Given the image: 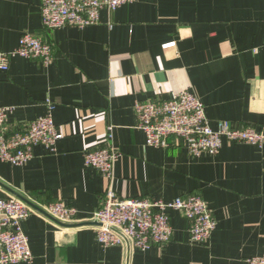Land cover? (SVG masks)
I'll return each instance as SVG.
<instances>
[{
  "label": "crops",
  "instance_id": "0c3cea01",
  "mask_svg": "<svg viewBox=\"0 0 264 264\" xmlns=\"http://www.w3.org/2000/svg\"><path fill=\"white\" fill-rule=\"evenodd\" d=\"M41 1L0 0V52L10 54L30 34L53 58L43 66L9 57L8 69H0V106L13 108L8 130L50 115L63 132L53 151L36 146L25 165L0 160V199L21 197L37 211L22 224L30 264H126L125 242L101 247L91 224L109 182L85 167L84 154L105 147L118 154L111 182L117 196L199 195L215 221L207 242L196 246L189 222L172 211L169 242L146 251L130 246L129 264H247L263 254L264 144L223 141L217 155L198 157L180 140L153 148L133 107L188 91L211 129L227 122L264 132V0H137L101 10L89 27L53 30L42 25ZM56 201L75 210L73 220L41 211Z\"/></svg>",
  "mask_w": 264,
  "mask_h": 264
},
{
  "label": "built area",
  "instance_id": "2783aa9c",
  "mask_svg": "<svg viewBox=\"0 0 264 264\" xmlns=\"http://www.w3.org/2000/svg\"><path fill=\"white\" fill-rule=\"evenodd\" d=\"M137 0H42L40 17L44 28L58 29L73 27L83 29L98 22L99 13L110 12ZM173 46L172 43L164 47ZM51 64V47L39 38L24 34L17 48L10 54L0 52V69L7 70L8 58ZM134 112L137 128L144 135L146 144L153 148L171 147V139L180 140L188 152L195 157L203 154L215 156L223 141L262 147L264 132L252 128H236L221 122L216 130L209 127L204 106L192 93L183 91L170 100L161 102H136ZM10 107L0 106V160L12 166H22L33 157V148L43 146L53 151L63 137L62 129L56 126L50 115L32 121L21 132L8 130ZM118 154L108 148L87 151L84 165L98 171L109 185L100 198L91 222L94 225L96 241L103 248L124 245L126 238L131 247L146 251L160 248L171 239L170 212L176 211L189 222V241L202 246L215 229V221L207 203L199 195L177 197L171 201L148 198H123L117 196L111 186L114 164ZM41 211L59 221L69 222L75 217V210L60 201L48 204ZM37 211L17 198L0 199V264H30L33 260L28 238L22 229L23 222ZM247 264H264V253L249 258Z\"/></svg>",
  "mask_w": 264,
  "mask_h": 264
},
{
  "label": "water",
  "instance_id": "95a60500",
  "mask_svg": "<svg viewBox=\"0 0 264 264\" xmlns=\"http://www.w3.org/2000/svg\"><path fill=\"white\" fill-rule=\"evenodd\" d=\"M18 199H20L21 201H23L25 204H27L29 207H32V208H35V206H33L30 202H28L27 200H25L24 198H21V197H17ZM36 209V208H35ZM92 225H97L96 223H91ZM114 232H116L117 234H119L122 238H123V240H124V242H125V244H126V246H127V258H126V264H129V254H130V244H129V242H128V240L126 239V238H124L119 232H117V231H115V230H113Z\"/></svg>",
  "mask_w": 264,
  "mask_h": 264
}]
</instances>
